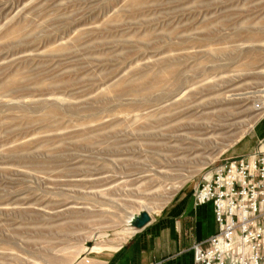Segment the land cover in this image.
I'll use <instances>...</instances> for the list:
<instances>
[{
  "label": "rangeland",
  "instance_id": "obj_1",
  "mask_svg": "<svg viewBox=\"0 0 264 264\" xmlns=\"http://www.w3.org/2000/svg\"><path fill=\"white\" fill-rule=\"evenodd\" d=\"M260 147L264 0H0V264H100Z\"/></svg>",
  "mask_w": 264,
  "mask_h": 264
},
{
  "label": "built area",
  "instance_id": "obj_2",
  "mask_svg": "<svg viewBox=\"0 0 264 264\" xmlns=\"http://www.w3.org/2000/svg\"><path fill=\"white\" fill-rule=\"evenodd\" d=\"M218 230L193 246L195 264H264V149L231 158L197 192Z\"/></svg>",
  "mask_w": 264,
  "mask_h": 264
},
{
  "label": "crops",
  "instance_id": "obj_3",
  "mask_svg": "<svg viewBox=\"0 0 264 264\" xmlns=\"http://www.w3.org/2000/svg\"><path fill=\"white\" fill-rule=\"evenodd\" d=\"M191 215L166 220L164 229L151 220L119 250L101 257L100 264H195L193 244L213 234L217 222L212 203L195 207Z\"/></svg>",
  "mask_w": 264,
  "mask_h": 264
},
{
  "label": "water",
  "instance_id": "obj_4",
  "mask_svg": "<svg viewBox=\"0 0 264 264\" xmlns=\"http://www.w3.org/2000/svg\"><path fill=\"white\" fill-rule=\"evenodd\" d=\"M151 220H152V216L149 214V212L146 210H142L138 215H136L132 219L131 224L135 228L141 229L145 227Z\"/></svg>",
  "mask_w": 264,
  "mask_h": 264
},
{
  "label": "bare ground",
  "instance_id": "obj_5",
  "mask_svg": "<svg viewBox=\"0 0 264 264\" xmlns=\"http://www.w3.org/2000/svg\"><path fill=\"white\" fill-rule=\"evenodd\" d=\"M135 216H136V215H134V216L132 217V219H133ZM132 219L130 220L129 224H130L133 228H135V227L131 224ZM135 229L138 230L137 228H135ZM135 229H131V230L127 231V232H128V236H131V234L135 232V231H134Z\"/></svg>",
  "mask_w": 264,
  "mask_h": 264
}]
</instances>
